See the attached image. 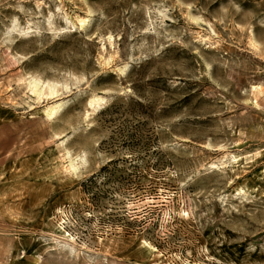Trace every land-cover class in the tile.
Instances as JSON below:
<instances>
[{"label":"rangeland","instance_id":"obj_1","mask_svg":"<svg viewBox=\"0 0 264 264\" xmlns=\"http://www.w3.org/2000/svg\"><path fill=\"white\" fill-rule=\"evenodd\" d=\"M0 264H264V0H0Z\"/></svg>","mask_w":264,"mask_h":264},{"label":"bare ground","instance_id":"obj_2","mask_svg":"<svg viewBox=\"0 0 264 264\" xmlns=\"http://www.w3.org/2000/svg\"><path fill=\"white\" fill-rule=\"evenodd\" d=\"M35 86V85H34ZM51 93V92H50ZM40 94V93H39ZM61 103L59 104H53L49 107V109L46 111L47 113V116H52L56 111H57V108L60 107ZM72 163V162H71ZM70 165V164H69ZM70 166H73L72 164ZM75 167V166H74Z\"/></svg>","mask_w":264,"mask_h":264}]
</instances>
